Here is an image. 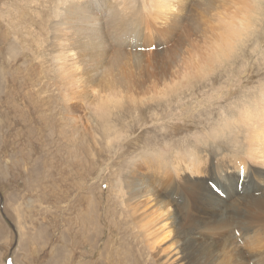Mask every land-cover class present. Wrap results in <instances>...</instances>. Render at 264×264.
Instances as JSON below:
<instances>
[{"label": "rangeland", "instance_id": "rangeland-1", "mask_svg": "<svg viewBox=\"0 0 264 264\" xmlns=\"http://www.w3.org/2000/svg\"><path fill=\"white\" fill-rule=\"evenodd\" d=\"M65 1L42 0L46 14L40 29L46 48L44 68L49 76L53 69L56 73V105L65 136L62 143L71 137L81 143L85 125L89 128L87 175L84 182L77 178L82 168L77 167L72 194L67 191L70 185L64 183L62 190L70 196H53L58 173L42 165L38 148L29 147V142L26 147L23 142L27 134L23 126L35 110L30 105L20 109L17 103L26 104L28 92L19 90L20 82L15 81L19 85L15 88L17 96L3 101L5 88L0 90V177L4 180H0V220L9 232L7 235L0 230V264H47L42 253L51 239L64 244L65 255L74 264L116 263L122 259L126 264H183L176 238L182 235L198 243V236L202 237L197 250H192L193 264H264V144H258L256 153L243 162H218L212 156L187 167L137 164L148 158L145 149L155 142L153 126L162 123L169 109L175 112L191 104L198 94L199 89L188 82L178 63L195 27L196 7L187 0L189 11L180 19L178 30L163 34L151 30L139 51H126L124 56L120 48L104 50L105 54L88 53L87 63H59L56 70L50 63L48 28L54 11L61 14ZM95 16L100 25L86 31L97 27L96 31L103 32V12ZM78 31L83 33H77L82 40L89 39L91 33L84 36ZM174 68L178 70L173 72ZM117 92L121 93L113 96ZM67 101L70 113L65 110ZM15 142L17 155L12 153ZM61 151L64 160L67 157ZM26 152L32 159L23 168L20 159ZM53 157L45 162L54 167L57 157ZM10 163H16L11 175L7 168ZM55 165L59 167L57 162ZM242 167L249 170L243 172ZM61 168L63 175L67 167L61 164ZM144 180L150 181V191L140 198L129 197L134 189L130 190L127 183ZM42 181L46 186L44 198L39 194ZM8 195L17 200L19 226L17 219L12 221L6 213ZM84 196L90 200V208L83 204ZM101 198L105 212L101 211ZM75 225H90L82 245L77 237L83 232ZM169 225H174L175 235L172 228L167 229ZM29 235L39 250L32 263L24 260Z\"/></svg>", "mask_w": 264, "mask_h": 264}, {"label": "bare ground", "instance_id": "bare-ground-1", "mask_svg": "<svg viewBox=\"0 0 264 264\" xmlns=\"http://www.w3.org/2000/svg\"><path fill=\"white\" fill-rule=\"evenodd\" d=\"M139 1L140 0L65 1L66 5L64 4L65 6L60 9L61 14L59 11L57 12V10L54 11V17L52 18L53 22L48 28L51 36L50 63H53L54 68L58 70L59 63H87L88 60L85 54L88 53L94 54L101 51L105 54L106 51L104 50L116 49L118 51V48H120L122 51L120 55L124 56V54H126L124 52L126 51H139L141 50L140 47L145 43L143 39L151 33V30H158L162 34L175 31V29L178 28L177 26L181 23L180 19L182 20L189 11L188 5L195 6V0H189L188 5H186L187 0H141L142 4H139ZM175 3H178V6H175ZM56 5L58 4L56 3ZM56 9H58V7H56ZM90 9L92 11H90ZM102 12L104 16L103 24L105 27L103 32L96 31L97 27L86 31L95 25H100V23H98L100 19L96 18L97 16L95 15L102 14ZM45 17L46 14L42 0H0V61L2 62L0 63V77L3 78V80L0 79V90L5 88L3 101L10 95L17 96L15 88L17 89L19 85H16L15 81L20 82L19 90L28 92L27 95L29 99H26V104L22 103L20 105L12 99L17 103L20 109L23 107V110H26L27 105H30L35 110L31 112L32 117L30 116L28 119L29 121L23 126V130L26 129L25 133H27L23 142L26 144V147L29 142V147L32 146L33 149L38 148L37 154L42 160V165L47 170H49V168H54L55 172L58 173V178L54 186L55 190L52 191V195L64 194L67 197V195H70L65 192L66 190H62V187L64 188V183L69 184L70 186L67 191L72 194L74 186L76 185L73 179L75 178V171L78 170L77 167L81 166L82 168L80 169L83 170L82 175L79 173L81 170L78 172L77 178H80L83 182L86 179L87 170L85 171L84 167L86 166V162L89 163L90 134L89 128L85 125L81 143H77L73 137H71L69 141L62 143V139L65 136H63V130L60 127L61 123L58 117L59 109L56 105V91L59 88L56 81V73L55 69H53L54 72L52 76H49V73L46 72L44 68L45 60L43 55L46 48L45 42L42 39L43 33L40 29L44 27ZM35 26L41 27L36 28ZM37 30L38 33L36 32ZM78 30H82L84 36L85 33H91L90 36H88L89 39L82 40L77 33H79V35L83 33ZM156 40L157 39H155L154 42H156ZM84 41L86 43H84ZM176 45H178V43L174 46ZM135 47L138 48L136 50H131V48ZM138 55H140V53L135 55L136 59ZM118 61L120 62L121 58L118 59ZM127 62L128 61H126V63ZM8 69H11L12 72L7 73L6 71ZM54 73L55 78L53 79ZM51 80H53L54 85L53 82L48 84ZM120 93L121 92H117L113 94V96H118ZM23 104L25 106H22ZM13 105L15 107L17 106L15 104ZM69 108L70 105L67 101L65 107L67 113L71 112ZM5 142L4 140V144L2 143V145L5 146ZM18 142L12 143V146L15 147L12 153H15V155H17L18 152L16 151ZM20 144L22 146L24 145L23 143ZM59 149L62 150L61 152L65 153L66 159L61 160L60 156L62 154L59 155ZM53 156L57 157L55 162L58 163L59 167L55 165V162L53 164L54 167L48 164V160ZM79 157H82L83 160ZM53 158V160H55V157ZM31 159V153L26 152L21 155L20 161L23 168L25 165H29ZM16 163H10L8 165L9 175L14 172ZM61 164L67 167L63 175ZM248 170L249 169L242 167L241 171L246 172ZM6 174L8 173L6 172ZM0 180L4 183L2 177H0ZM149 183V180H144L138 184L131 182L127 183L126 186L130 190L134 189L131 195L130 192L128 193V196L142 197L145 192L150 191ZM77 184V186H79V183ZM45 187V183L42 181L39 191L41 198H44L46 195L44 191ZM27 189L31 191L33 187H27ZM13 198V196L10 197V195H8L7 203H5V210L8 215L10 214L12 221L17 219L16 222H18L19 226V206L16 204V198ZM81 200L83 204H85V207H91L90 200L87 197L84 196ZM79 202L80 199H77V204ZM82 202L79 203V205H81ZM101 205V211L105 212L102 198ZM10 211H12L14 215H11ZM80 224H82L81 220ZM89 226L90 225H75V227H78L79 232H83L77 237V240H80V245H82V237L86 236V233L90 229ZM171 228V232L174 234V225H169L167 229L170 230ZM0 230L7 235L9 234L1 220ZM185 236L186 235L176 237L180 240V243L177 245L179 250L178 254H180L179 260H181L183 264H193L195 254L192 255V250H197V247L202 243V237L200 235L198 236V243L195 238H187V236L185 238ZM26 242L24 260L26 263H32L34 257L39 254V250L35 247L30 235L27 236ZM150 245L154 248L153 244ZM179 246L181 247L179 248ZM187 246L189 248H187ZM48 249L50 250L48 251ZM48 249L42 253V258L47 264H74L69 261V257H66L63 243L59 244L57 241L51 239ZM188 249L189 251L191 249V251L187 252ZM106 264L126 263L122 259L119 262L116 261V263L108 262Z\"/></svg>", "mask_w": 264, "mask_h": 264}, {"label": "clouds", "instance_id": "clouds-1", "mask_svg": "<svg viewBox=\"0 0 264 264\" xmlns=\"http://www.w3.org/2000/svg\"><path fill=\"white\" fill-rule=\"evenodd\" d=\"M195 7L178 63L198 94L153 126L155 142L137 164L243 162L264 144V0H195Z\"/></svg>", "mask_w": 264, "mask_h": 264}]
</instances>
